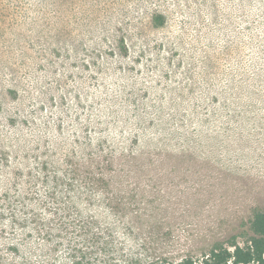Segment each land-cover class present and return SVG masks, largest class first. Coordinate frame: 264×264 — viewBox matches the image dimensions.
Segmentation results:
<instances>
[{
  "label": "rangeland",
  "instance_id": "1",
  "mask_svg": "<svg viewBox=\"0 0 264 264\" xmlns=\"http://www.w3.org/2000/svg\"><path fill=\"white\" fill-rule=\"evenodd\" d=\"M2 1L0 264L243 246L264 209V0ZM89 171L104 197L52 201L53 176Z\"/></svg>",
  "mask_w": 264,
  "mask_h": 264
},
{
  "label": "trees",
  "instance_id": "2",
  "mask_svg": "<svg viewBox=\"0 0 264 264\" xmlns=\"http://www.w3.org/2000/svg\"><path fill=\"white\" fill-rule=\"evenodd\" d=\"M6 5L8 3L0 0V9H3ZM151 16L154 27L162 25L165 21V14L161 12H154ZM124 41L123 35L119 37V47L123 54H126L128 46ZM110 160L108 156H103L99 161H94L99 165L104 162L111 163ZM101 170L104 172V166H102ZM103 172L100 171L93 174L89 171L87 174L82 175L80 179L74 178L69 183H65L64 189H60L62 186L61 182L53 176L52 181L54 185L52 187L55 190L50 193L52 201L58 202L59 197H66L68 198L67 203L75 204L81 201V199H91L90 197L96 195L104 197V188L101 185H107L111 182V176L106 177ZM67 180H70V177H67ZM75 182L80 183L79 185H82L81 188H78L79 186L75 185ZM106 197L110 199L111 196L107 195ZM245 231L247 240L243 246L236 242L235 236L227 239V245H224L221 240H213L211 247L201 255L197 264H264V209L259 207L253 208ZM227 246L233 247V249L230 250ZM194 262L191 258H183L180 262H173L152 257L145 259L141 264H194Z\"/></svg>",
  "mask_w": 264,
  "mask_h": 264
}]
</instances>
